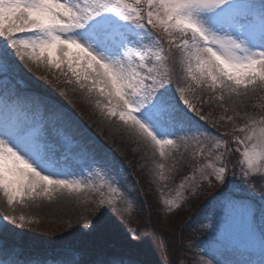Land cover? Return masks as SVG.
I'll return each instance as SVG.
<instances>
[{
    "label": "snow or ice",
    "instance_id": "6c2138e0",
    "mask_svg": "<svg viewBox=\"0 0 264 264\" xmlns=\"http://www.w3.org/2000/svg\"><path fill=\"white\" fill-rule=\"evenodd\" d=\"M150 28L167 38V50ZM17 61L66 66L82 91L100 98L95 106L101 113L161 161L181 145L191 151L193 176L186 179L198 175L220 186L208 251L243 257L213 255L199 264H264V115L247 116L243 127L224 134L232 136L233 149L192 118L207 122L186 95L194 86L223 102L264 86V0H0V76L19 70ZM72 119L55 104L42 109L18 92H0V194L9 206L64 189L95 192L98 208L125 199L115 164L72 128ZM220 119L232 122L234 116ZM233 152L230 179L226 158ZM156 168L164 180L165 164ZM0 219L17 223L14 216ZM19 220L21 227L24 217ZM233 222L247 239L241 246L221 245L220 226Z\"/></svg>",
    "mask_w": 264,
    "mask_h": 264
},
{
    "label": "rangeland",
    "instance_id": "374dc122",
    "mask_svg": "<svg viewBox=\"0 0 264 264\" xmlns=\"http://www.w3.org/2000/svg\"><path fill=\"white\" fill-rule=\"evenodd\" d=\"M149 30L152 31L151 28ZM153 34L161 41H165L164 48L167 50L169 48L166 42L167 38L159 32H156V34L153 32ZM175 51V48H173L174 53ZM17 64L19 70L9 71L6 77L0 76V92L4 91L5 88L9 92H16L13 90L16 87L19 91L17 92L24 100L35 102L34 98H27V96L38 97L42 101L38 103L42 109H51V106L55 104L61 110L70 113L73 118L72 128L83 134L101 156L106 157L115 164L119 187L125 199L120 200L118 207L108 205L98 208L96 203L98 195L95 192H69L64 189L52 193L51 198L40 197L23 202H14L12 206H9L0 194V218L6 215L17 218L16 224L0 219V238H6V234L9 233L16 242L22 243L28 240L32 241V234L40 235L41 232L48 231L53 235L60 233L64 239L78 242L81 239V236L77 235L79 229L82 230L84 225L91 224L93 221H98L107 214H111L117 215L118 218L122 216L128 219L126 221L128 227H132V232L126 242L128 246L139 253L142 246L140 240L144 233L141 231L142 228L141 232L136 230V224L133 221L135 213L138 211H136V199L141 197L136 173L143 180L144 192L151 195L153 199L155 198L154 202L157 199L159 210H164L166 214L170 215H175L177 211L183 212L180 217L181 219L183 217L182 222H184L181 225L182 228H180L183 231L182 233L185 234L181 238L183 239V247L179 251L180 255L176 260V264H199L200 260L207 261L213 255L220 260L243 258L231 251H221L215 254L208 251L211 232L208 226L213 220L214 200L206 202L205 212L203 215L200 214L199 218L192 219L189 223L186 220V216L191 215V212H194L193 217L196 215L197 199L202 197L203 188L209 186L208 182L200 179L198 175L194 179H186V177L193 176L194 161L190 150H186L181 145L178 150H173L169 159L161 161L158 153H154L149 145L137 138L130 130L115 122V118H111V120L106 118L100 109L95 106V100L100 98L90 97L82 91L76 85L71 73H67L66 66L63 69L53 70L19 61H17ZM64 73H67V75ZM68 80H72V83H67ZM175 86L176 82L174 81L173 87ZM184 86L188 87L187 84ZM243 91L241 89V92ZM186 95L195 103L197 109L207 117V122L199 120L195 115L192 118L197 120L208 133L222 137L233 149L235 145H232V136L224 134L232 133L235 126L243 127L247 116L259 118L264 115V86L256 87L255 91H249L247 96L241 95L231 99L226 96L223 102L216 100L210 91L197 89L194 86L186 92ZM54 99L57 101L54 102ZM225 108L229 109L228 112L224 111ZM233 108L239 113L238 116L234 114ZM190 115L192 114L190 113ZM230 115L234 116L232 122L220 119L221 116L227 117ZM56 127H59V125H56ZM49 131L55 139L56 133L52 124L49 125ZM220 151H224V149ZM226 159L228 161L229 178L231 179L233 165L236 164V154L233 152ZM158 162L165 164L164 180L159 179L160 170L156 168ZM239 170L240 167L237 165L235 171L239 172ZM86 176L87 170H85ZM237 180H239V177H237ZM96 183H99V181L97 180ZM182 183L183 187H181ZM219 188V185H214L212 190L216 191ZM164 200L174 201L175 203L172 207H169L163 202ZM188 201L193 205L191 206ZM155 205L157 207L156 202ZM21 216L24 217L23 226L18 227L17 225L21 223L19 220ZM168 223L167 226H165L166 223H163L164 226L161 225L160 227L166 230L169 227ZM187 231L188 233L189 231L196 233L197 237L194 240L188 239ZM133 234H135V239L132 238ZM166 234H160L165 238L163 246L172 251L173 235L169 234L167 236ZM219 239L221 245L241 246L247 239V234L239 223L233 222L220 226ZM18 251L4 250L0 246V264H61L62 261L65 264L69 261L72 264H82L77 260L76 257L78 256L71 251L65 250L61 252L62 255H55L53 260L50 261H42V259L35 257L23 258ZM118 262L100 260L97 264H118Z\"/></svg>",
    "mask_w": 264,
    "mask_h": 264
},
{
    "label": "trees",
    "instance_id": "16d2710c",
    "mask_svg": "<svg viewBox=\"0 0 264 264\" xmlns=\"http://www.w3.org/2000/svg\"><path fill=\"white\" fill-rule=\"evenodd\" d=\"M135 176L140 185L139 193H141V197L136 199V211H138L135 213V219L133 221L136 224V230L139 232L143 231L144 233V235L142 233L143 236L140 240L142 246L139 253H137L134 248L128 246L126 242L132 232V227H128L126 221L128 219L122 216L118 218L117 215L114 216L111 214H107L98 221H93L91 224L84 225L82 230L79 229L77 235L79 234L81 239H79L78 242L64 239L60 233L53 235L46 231L45 233L41 232L40 235L32 234V241L28 240L22 242L20 245L24 247V249L32 248L36 250L35 253L52 252L54 250L61 251L66 248H71L75 253H79L83 259L88 261L101 256L118 255L129 256L139 264H176V260L180 255L179 251L183 247V239L181 238L185 234L182 233L183 231L181 229V225H183L184 221L182 222L183 217L181 219L180 216L183 212L180 213L177 211L175 215L159 212V209H157L158 205L157 207L155 205L156 200L154 202L155 198L153 199L151 195L144 192L143 180L136 173ZM212 187L213 186H207L203 188L202 197L197 199L196 212H200L201 208L204 210L207 205L206 202L219 191H213ZM188 203L191 206L193 205V203L189 201ZM192 214L194 215V212H191V215ZM191 215H187L186 220L188 217H191ZM167 222H169V227L166 230L162 229L160 226L163 225V223H166L165 226H167ZM87 226L88 228L86 229ZM164 233H167V236L169 234L173 235L174 243L172 245V251L168 250V247L163 246L165 238L160 236V234ZM190 234L191 233L187 231L188 239ZM6 235L7 238H3L2 241L13 243L14 239L12 235L9 233Z\"/></svg>",
    "mask_w": 264,
    "mask_h": 264
}]
</instances>
